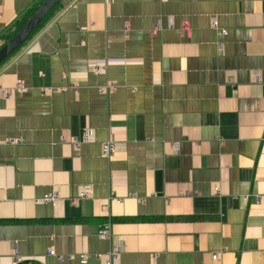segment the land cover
<instances>
[{"label": "crops", "instance_id": "obj_1", "mask_svg": "<svg viewBox=\"0 0 264 264\" xmlns=\"http://www.w3.org/2000/svg\"><path fill=\"white\" fill-rule=\"evenodd\" d=\"M43 1L0 0V48ZM114 246L118 264H264V0H63L0 66V264Z\"/></svg>", "mask_w": 264, "mask_h": 264}, {"label": "built area", "instance_id": "obj_2", "mask_svg": "<svg viewBox=\"0 0 264 264\" xmlns=\"http://www.w3.org/2000/svg\"><path fill=\"white\" fill-rule=\"evenodd\" d=\"M213 28L214 29H217V30H220L219 27H218V23L215 21L213 22ZM222 34H225L226 31L225 30H220ZM92 70L93 71H99V68L96 66V67H92ZM256 81L257 83H261L262 79H261V76L260 75H257L256 77ZM116 84L115 83H112V82H109L107 85H104V86H100L98 88L99 90V93L102 94V95H107V94H111V93H114L116 91ZM50 93L53 92L52 89L49 90ZM4 94H5V97H7L8 99H11V91H4ZM95 141V136L93 135V133L88 130V129H85L83 131V133L78 136V137H74L72 139V146H74L75 148H79L80 146L82 145H87V144H91V143H94ZM9 142L11 143H16V142H20L19 140H12L10 139ZM62 143H64V141H62ZM115 151V145L111 142H108V143H105L102 147V155L104 158H111V156L113 155ZM90 196V192H89V189L87 187H81L80 190H79V197L75 200V201H80L81 199H85V198H88ZM44 203H55L58 201V196L56 193H52L51 195H48L46 196L44 199ZM110 223L106 224L102 230L99 232V236L102 238V239H105V240H110L111 237H112V233H111V230H110ZM51 255L53 256H56L58 257V255L54 252V251H51L50 252ZM121 256H122V249L118 246H114L111 251L106 255V260H105V264H118V262L120 261L121 259ZM61 258L63 256H60ZM59 257V258H60ZM97 258L101 259L103 258V255H96ZM69 259H72L74 257L70 256L68 257ZM13 259L15 261L16 264H20L22 262V259L18 253V251H15L13 253ZM80 259H81V263L82 264H87L88 263V257L87 255H80ZM214 260L218 259V256L215 255L213 257Z\"/></svg>", "mask_w": 264, "mask_h": 264}, {"label": "water", "instance_id": "obj_3", "mask_svg": "<svg viewBox=\"0 0 264 264\" xmlns=\"http://www.w3.org/2000/svg\"><path fill=\"white\" fill-rule=\"evenodd\" d=\"M61 2L63 0H46L25 26L0 48V66L28 42L44 18Z\"/></svg>", "mask_w": 264, "mask_h": 264}, {"label": "trees", "instance_id": "obj_4", "mask_svg": "<svg viewBox=\"0 0 264 264\" xmlns=\"http://www.w3.org/2000/svg\"><path fill=\"white\" fill-rule=\"evenodd\" d=\"M46 1V0H45ZM41 2L40 4H37L33 9H31L29 11V13H27L15 26L13 29H11L9 31V33L5 36V43L7 41H9L10 39H12L24 26L25 24L32 18V16L40 9V7L42 6V4L45 2ZM48 17V16H47ZM47 17L44 18V20L40 23V25L38 26V28L31 34L28 42H30L31 40H33L35 38V36L42 30V28H44L45 26V22ZM27 42V43H28Z\"/></svg>", "mask_w": 264, "mask_h": 264}]
</instances>
